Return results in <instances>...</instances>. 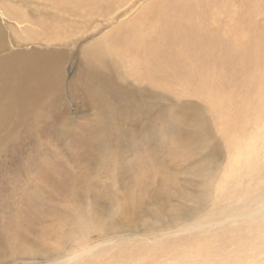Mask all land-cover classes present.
<instances>
[{
	"label": "rangeland",
	"instance_id": "rangeland-1",
	"mask_svg": "<svg viewBox=\"0 0 264 264\" xmlns=\"http://www.w3.org/2000/svg\"><path fill=\"white\" fill-rule=\"evenodd\" d=\"M123 1V4L114 3L115 11L105 14L100 10L101 13L87 16L83 23H75V18L74 21L66 18L65 9L44 0H0L1 34L9 49H32L29 44H20L25 42L23 36L28 32L32 37L42 34L44 38L51 35L61 39L52 43H59L55 49L62 51L61 57H66L65 65L61 63L66 82L61 87L65 94L58 102L63 106L59 117L71 119L70 137L52 127L44 129L45 125L34 120L22 121L17 113L9 126L0 130V218L18 220L24 227L29 226L25 247L13 255L6 253L2 264H95V260L98 264H264V56L251 63L252 81L245 80L246 84L252 82L251 111H237L243 106L244 93L231 88L223 92L212 88L197 96L189 82L170 80L154 85L155 81L144 79L143 82L141 63L135 65V71L122 69L117 81L123 90L133 92L146 104L145 113L118 108V94L112 96L105 89H100L99 96L104 99L107 94L108 101H88L77 82L74 91L68 83L75 77H81L80 81L86 79L82 62L89 54L83 49L106 34L110 36L117 22L152 0ZM8 6L26 15L19 17L23 22L20 28L26 27L25 31L14 29L16 22L5 10ZM215 10L218 16L222 15L217 17L222 22L232 15ZM50 15H55L56 20L47 19ZM255 18L264 21L263 13ZM132 54L137 55L134 51ZM4 56L5 52L0 53V59ZM130 58L128 62L135 63L132 55ZM255 81H259L258 86ZM136 86L148 88L152 94L135 92ZM168 109L172 113H167ZM102 111L105 116H101ZM197 126L205 131L194 138L191 131ZM10 132L16 133L17 142L2 141ZM88 137L95 141L96 151L107 154L111 161L123 159L120 165L132 168L131 174L119 177L113 199L125 195L127 184L129 191L147 187L141 184L146 178L140 174L151 167V179L145 181L154 184L156 198L152 201L153 197L142 192L132 194L141 197L137 198L140 203L136 206L140 210L131 213L133 216L128 220L114 215L118 205L125 201L104 204L87 197L78 205L60 208L64 205L60 201L64 200L63 189L54 186L55 182L74 180L82 186L86 183L88 194L99 188L100 181L110 183L106 178L112 170L118 171L116 163L109 162L106 177L100 179L98 171L102 167L93 166L90 161L95 159L87 154L89 147L85 139ZM253 140H256L255 148L249 145ZM245 152L249 157L241 163L239 156ZM62 167L68 170L59 176ZM81 172L88 177L84 178ZM13 177L18 182L22 179L21 183L5 187L6 181ZM26 179H32L33 185L45 193L46 197L40 199L45 206L42 215L34 209L26 215L23 211L5 208L17 209L15 202L28 198L25 193L28 189L23 188H28L24 185ZM10 200L14 201L13 205L9 204ZM72 210L76 214L69 217ZM2 211L6 217L1 216ZM78 220L86 224L80 228L83 233L77 226H81ZM123 248H128L127 252ZM135 248L141 253L131 256ZM122 258L127 259L121 262Z\"/></svg>",
	"mask_w": 264,
	"mask_h": 264
},
{
	"label": "bare ground",
	"instance_id": "bare-ground-1",
	"mask_svg": "<svg viewBox=\"0 0 264 264\" xmlns=\"http://www.w3.org/2000/svg\"><path fill=\"white\" fill-rule=\"evenodd\" d=\"M44 1L59 9H65L68 14L66 18L69 21L75 18V23H83L87 16L99 13L100 10L105 12V14L111 10L115 11L117 8L114 3L117 1L124 3L123 0H111V2L110 0ZM214 8L223 11L225 14L231 12L232 15L225 18V22H222L217 18L222 15L218 16L213 11ZM137 9L138 12L130 13L131 15H126L117 22L113 26L110 36L106 34L89 43L83 49L89 54L88 59H84V63L82 62L86 79L83 80L82 78V81H80L81 77H75L69 80V88L72 86L74 91L76 87L74 83L77 82L83 92L85 91L88 101L91 100L92 102H98L99 100L108 101L106 98L107 94L104 99L99 96L100 89H105L103 91H109L112 96L118 94L120 98L118 102L120 106L118 105V108L132 109L130 113H134V111L137 114L145 113L146 110L143 108L146 107V104L142 101L141 103L133 92L126 89L123 90V85L121 86L117 81L119 74L123 71L122 69L128 68L135 71V65L141 63L143 65L141 71L145 76L142 79L143 82L144 79L148 82L155 81L152 84H160L162 81L170 80L177 83L189 82L195 87L196 90L193 91L197 96L212 88L220 92L228 91L226 88H231L233 91L244 93L243 106L238 108L237 111L252 110L253 102L249 97L252 82L246 84L245 80L252 81L251 63L264 56V21L259 22L255 18L259 13L264 15V0H152L151 3ZM5 10L11 13V19L16 22L14 23L15 30L25 31L27 29L24 26L22 29L20 28L23 22L20 21L19 17L26 16L25 14L14 11L11 6H8ZM50 17H47V19L50 21L56 20L55 15H50ZM1 28L0 20V53L5 52V56L0 59V130L5 129L7 125L9 126L15 113H17L22 121L34 120L36 123L42 124V126L45 125L44 129L52 127V130H56L61 135L67 134V137H70L69 124L71 119L68 116L60 119L59 114L62 113L60 108L63 106L60 103L58 104L65 94V92H62L61 87L63 82H66L63 76L65 71L63 70L64 72H62V64H64L63 61L66 57H61L62 51L55 49V45L60 46L59 43L52 45L53 42L61 41V39L53 38L51 35L44 38L42 34L32 37L30 32H28V35L23 36L26 37L24 38L25 42L20 41V44H29L33 46L32 49H9L5 37L1 34ZM38 45L44 48H37ZM49 46H53V49L49 48ZM133 51L137 55L132 54ZM64 54L66 55V53ZM130 55L134 57L135 63L128 62L131 59ZM81 69L83 71V68ZM140 78L142 77L140 76ZM255 83L258 86L259 81L258 83L255 81ZM136 87L135 92L142 91L144 94H152V91L148 88L141 89L142 87ZM138 87L140 88L139 90H137ZM126 88L129 87L126 86ZM140 96L142 97V95ZM231 100L235 101L233 98ZM38 107L44 108L42 110L38 109ZM139 108L142 110H137ZM260 108L262 107L260 106L253 113H256ZM172 110L168 109L166 112L172 113ZM97 113L99 114V111ZM103 113V111L100 113L102 114L101 116L104 115ZM204 131L205 128L202 129L197 126L196 129L191 131V135L196 138L199 133ZM88 132V129H86V133ZM29 134H32V132H29ZM2 141L17 142L16 133L10 132L2 138ZM255 141L253 140L249 144L252 148H255ZM85 142L89 147L87 154L95 159L90 161L91 164L96 167H102L98 171L101 180L103 176L106 177L107 175L105 168L110 166H108L109 162L110 164L115 162V168L118 171L112 170V173L106 178L111 180L110 183L100 181L99 188H96L95 192L88 194H86V190L89 189V186L86 183L82 186L80 183H74V180L69 182L66 180L58 184L55 182L54 186L59 185L63 189L64 200L60 201L64 202V205L60 207L61 209L69 207L70 204L78 205L87 197H90L96 203L104 204L114 202L119 204L120 201H125L124 204L118 205L114 215L121 220H128L133 216L131 213H136L140 210L136 206L137 203H140L139 199L141 197H135L132 194L142 192L145 196L153 197L152 201L155 200L154 184L150 185L145 181L151 179L150 166L140 174L143 178H146L140 181L141 184H145L147 187L142 190L134 189L129 191L127 184L126 189L128 191H126L124 186L126 193L123 195V199L120 197L113 199L116 196L114 187H116L119 177L131 174L132 168L130 166H121L123 159L111 161L108 159L107 154L96 151L95 141H91L89 137L88 140L85 139ZM246 156L249 157L246 152L239 156L242 159L241 163L243 160L245 161ZM68 162L70 163V161ZM25 170L28 171L29 168H25ZM66 170L68 169L62 167L58 175L60 176V173L66 174ZM83 170L88 174L87 168ZM114 174L118 176L114 177ZM81 175L84 178L88 177L84 172H81ZM166 175L162 178L163 180L166 179ZM31 180L26 179L24 185L28 186V188L23 187L28 189V191L24 190L25 193L27 192L28 198L25 196V199L20 203L15 202L17 209L9 206L5 208H10L13 212L23 211L26 215H29L33 209L39 211L40 215L44 213V202L41 203L40 199L46 197H44L45 193L38 186L33 185ZM17 182V177L10 178L6 181L5 187L12 188ZM157 185H159L158 182ZM13 200H10V205L14 204L15 200ZM66 203L67 206L65 205ZM50 208L57 207L52 206ZM72 211H70L69 217H74L76 214V211ZM3 215L4 212L2 211L1 216ZM3 217H6V215ZM77 223H81V226L77 225L79 229L86 226L82 220H78ZM28 229L29 226L24 227L21 221L0 218V264L4 263L3 259L6 258V253L13 255L25 247L29 241ZM127 250L128 248H123V252H127ZM140 253L141 251L135 248V250L130 252V255L135 256ZM124 259L127 258H122L121 262ZM98 262L95 260V264H98Z\"/></svg>",
	"mask_w": 264,
	"mask_h": 264
}]
</instances>
